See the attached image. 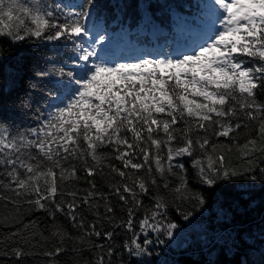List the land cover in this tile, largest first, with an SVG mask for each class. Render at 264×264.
<instances>
[{
    "label": "snow or ice",
    "instance_id": "snow-or-ice-1",
    "mask_svg": "<svg viewBox=\"0 0 264 264\" xmlns=\"http://www.w3.org/2000/svg\"><path fill=\"white\" fill-rule=\"evenodd\" d=\"M205 7L208 20L196 41L165 53L163 59L112 62L91 59L97 56V43L102 44L105 35H98L91 49L83 39L77 40L90 35L88 11L65 13L42 0H0V38L13 43L36 38L79 45V72L60 68L36 73L59 78V102L51 106L47 117L37 127L16 135L0 124V176L9 178L7 183L0 180V188L16 197L34 195L25 202L53 217L57 211L69 216L83 232L75 238L80 247H73V253L80 254L84 245H90V251L101 250L96 264H106L105 256H111L114 249L109 246L104 253V245L91 244L88 237L102 234L95 224L86 228L76 210L81 204L98 209L97 197L104 202L109 220L114 209L108 196L96 191L92 179L88 180L91 189L82 197L77 190H63L65 181L79 179L71 160L84 161L87 178L103 175L99 165L104 158L98 153L110 145L122 165L108 166L110 175L121 178L119 184L111 185L110 195L123 202L127 212L126 221L116 226L133 230V218L143 210L141 233H163L170 242H175L180 227L168 220L173 206L183 220L189 221L193 211H184L183 206L200 209L206 203L189 184L185 158L191 159L196 181L209 189L244 178L243 172L225 166L221 146L209 139V132L215 137H229L242 127L255 131V138L248 139L240 152L248 159L245 171H256L252 165L259 158L257 153L264 156V103L257 100V90H264V0H211ZM29 99L22 101L24 107L29 106ZM232 138L235 140V135ZM89 157L95 165H88ZM169 177L175 179L170 181ZM260 178L264 179V168L260 169ZM58 179L59 195L70 196L71 201H57ZM247 179L254 186L257 177L250 175ZM142 197H150V207H144ZM0 199L20 211L17 200L2 195ZM224 218L228 219L227 214ZM11 220L20 223L15 217ZM4 221L8 226L9 217ZM221 228L210 246L219 242L226 252H232L239 250L241 240L247 243L235 223L231 229L227 224ZM103 236L111 240L113 232ZM36 237L47 240L35 230V221L22 224L0 239V256H12L19 262L27 256L43 255L50 258L48 264H55V258L68 251L66 241L73 239L57 228L51 233V250L37 253L35 249L43 245L33 244ZM138 239L135 236L132 240L134 248L125 245L130 255L147 254V246L153 243L145 239L142 246ZM156 242L164 243L159 239Z\"/></svg>",
    "mask_w": 264,
    "mask_h": 264
},
{
    "label": "trees",
    "instance_id": "trees-1",
    "mask_svg": "<svg viewBox=\"0 0 264 264\" xmlns=\"http://www.w3.org/2000/svg\"><path fill=\"white\" fill-rule=\"evenodd\" d=\"M42 2L54 8L59 7L65 13L88 11L87 29L90 35L77 40L83 39L85 46L91 49L98 35L103 34L106 37L102 44L97 43V56L91 58L93 61L138 62L140 58L163 59L165 53L171 54L183 44L196 41L208 20L205 5L211 0H42ZM79 54V45L71 41L48 42L31 38L25 42L13 43L0 38V124L6 126L12 135L37 127L47 117L51 106L59 102L56 98V80L59 78L37 76L36 73L60 68L79 72L77 63ZM33 84L35 87H31ZM28 98L29 106L24 107L22 101ZM257 100L264 103V90H257ZM232 135H235V140ZM232 135L215 137L209 132V139L221 146L225 166L243 172L244 178L221 182L215 190L209 189L196 181L191 159L185 158L189 184L194 192H200L204 196L206 203L200 209H194L190 204L183 206L184 211H193L189 221L183 220L173 206L168 214V220L177 223L180 230L199 224L207 228L208 233L203 242L194 238L183 249L173 247L163 233L149 231L147 236L142 234L139 220L143 219V210L138 211L133 218L135 225L133 230L116 226L126 221L127 212L123 202L110 195L111 185L119 184L121 178L114 174L110 175L108 166H122L121 161L115 159L116 153L110 145L100 149L98 153L104 158L99 165L103 169V175L98 173L95 177L87 178L84 161H70L75 165L76 176L79 179L65 181L63 190L65 192L77 190L78 197H82L85 190L91 189L88 180L92 179L97 185L96 191L108 196V202L114 209L112 220H109L104 202L97 197L98 209L90 210L87 205L81 204L76 210V215L83 218L86 228L95 224L96 230L102 234L100 237L94 235L88 237L91 244L104 245V253L109 246L114 249L111 256H105L106 264H241L245 260L248 264H264V243H261V234L264 232V179L260 178V169L264 168V156L257 153L259 158L252 165L256 171L246 172L249 163L248 159L241 155L240 147L248 139L255 138V131L242 127ZM95 164L96 162L89 157L88 165ZM250 175L257 177L254 186H250L251 182L247 179ZM8 179L0 176V180H4L5 183ZM169 179L171 181L175 178ZM57 186V201L61 199L71 201L70 196L59 195L61 190L59 179ZM0 195L17 200L20 206V211L16 212L11 204L0 199V239L16 231L22 224L35 221V230L47 238L46 241L40 240V237L33 240V244L39 242L43 245V248L35 249L37 253L51 250V233L59 228L73 239L66 241L65 247L68 251L55 258V264H96L100 249L90 251V245H84L80 254L71 251L73 247H80L79 241L75 238L82 236L83 232L74 226L73 221L65 213L57 211L53 217L44 209L37 210L35 205L25 202L27 199H34V195L16 197L6 188H0ZM142 199L144 207L151 206L150 197ZM225 214L228 216L227 220L224 218ZM4 217H9L8 226H5ZM12 217L20 223L13 222ZM233 223L241 235L247 238V243L241 240L239 250L232 252H226L219 242L215 246H210L212 237L222 231L221 225L227 224L231 229ZM108 231L113 232L111 240L103 236V233ZM135 236L139 237L137 243L142 246L145 239L153 241L147 246V254L130 255L125 249V245L134 248L132 240ZM157 239L164 243H157ZM49 259L43 255H32L18 262L12 256H0V264H48Z\"/></svg>",
    "mask_w": 264,
    "mask_h": 264
},
{
    "label": "water",
    "instance_id": "water-1",
    "mask_svg": "<svg viewBox=\"0 0 264 264\" xmlns=\"http://www.w3.org/2000/svg\"><path fill=\"white\" fill-rule=\"evenodd\" d=\"M177 232L179 235L175 238V242H171V245L176 249H183L194 238L201 240L203 242L206 234L208 233V230L207 228L198 224V225L190 226L188 228H185Z\"/></svg>",
    "mask_w": 264,
    "mask_h": 264
},
{
    "label": "rangeland",
    "instance_id": "rangeland-1",
    "mask_svg": "<svg viewBox=\"0 0 264 264\" xmlns=\"http://www.w3.org/2000/svg\"><path fill=\"white\" fill-rule=\"evenodd\" d=\"M181 230H183V229H181ZM177 231H180V229H178Z\"/></svg>",
    "mask_w": 264,
    "mask_h": 264
}]
</instances>
